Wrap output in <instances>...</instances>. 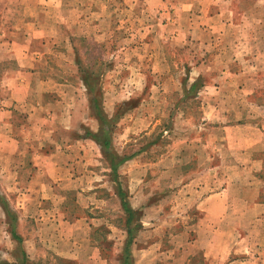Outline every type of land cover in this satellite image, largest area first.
I'll use <instances>...</instances> for the list:
<instances>
[{"label": "rangeland", "instance_id": "obj_1", "mask_svg": "<svg viewBox=\"0 0 264 264\" xmlns=\"http://www.w3.org/2000/svg\"><path fill=\"white\" fill-rule=\"evenodd\" d=\"M19 70L25 145L0 146V262L264 264V0H0V99ZM84 75L111 152L130 156L117 180L88 136ZM35 168L43 190H22ZM212 195L224 223L207 239Z\"/></svg>", "mask_w": 264, "mask_h": 264}, {"label": "crops", "instance_id": "obj_2", "mask_svg": "<svg viewBox=\"0 0 264 264\" xmlns=\"http://www.w3.org/2000/svg\"><path fill=\"white\" fill-rule=\"evenodd\" d=\"M19 58V57H18ZM7 76V80L8 81H11L13 82V84L15 83V85H11L9 84V87L7 86V89L4 90V92L6 93L4 96H2V98L0 99V146L4 145L5 146L7 145V147H9V149H11V152H9V157L13 155V153H16V152H13V149H14V146L17 145V148H18V145H25L23 143L24 139H19L18 137L15 136L14 134V129H15V125H14V114L19 111L17 110L19 108V106L17 105V103H21L19 105L22 106V108H24V106H27V105H24L26 103H24V93H27L26 89L27 88V81L25 80L24 78V73L22 70H19L18 73H15V74H5ZM15 76V77H14ZM199 79V78H198ZM46 82H53V81H49L50 79L46 78L45 79ZM199 81H201V79H199ZM54 83V82H53ZM204 86V85H202ZM15 88V91L13 92V89ZM203 88V87H202ZM10 90L12 92H10ZM20 90V92L22 94H18V91ZM37 93V96L36 97H40L41 99L45 98L47 96V94L49 93H52L50 92L49 90H42V91H35ZM200 93V92H199ZM16 103V104H15ZM20 106V107H21ZM34 107L35 110L39 111V110H47L48 107L47 105L44 103V102H40V101H36L33 103V105H31ZM29 125H23L22 128L23 130H26L28 129ZM3 128L5 129V136L3 138V133H2V130ZM233 129H231V134L233 133L232 130H235L236 132L237 131H241V132H244L245 135H244V138L240 137L241 138V141L242 139H244V143H247L249 142L251 139V137H256V138H259V134L256 133L255 131L250 132V130H248L250 127H247L245 125H235V128L232 127ZM252 130H255V129H252ZM261 131V128L259 129ZM36 139L34 138L33 141H35ZM1 141H4V143H1ZM32 141V139H31ZM32 141V143H34ZM259 143V142H258ZM252 159L254 160L253 162H256L254 158V156H252ZM38 171V172H36ZM35 173H33L32 176H29L27 178V182H30L29 185H25V186H22V190H26V191H31L32 193H39L40 191L43 190V186L42 185H39L40 181H39V177H38V173L41 172V170H34ZM36 182V184H34L33 182ZM26 184V183H25ZM25 188V189H23ZM216 196L212 195L211 197H209V199L206 201V202H203V206L206 208V209H203V211H205L207 213V215L204 216V221H206L207 223H212L210 224V226H207L208 228L210 227L209 229V233L207 234V231L206 229H203V234H201L202 236H204V238H207V239H210L212 235H214V233H216V230L220 231L221 232V227H222V224L224 223L220 217V207L221 205L218 204V201H217V198H215ZM262 205V204H261ZM0 206L2 207V204H0ZM2 210L5 212V210L2 208ZM4 217V216H3ZM202 238V237H201ZM213 238V237H212Z\"/></svg>", "mask_w": 264, "mask_h": 264}, {"label": "trees", "instance_id": "obj_3", "mask_svg": "<svg viewBox=\"0 0 264 264\" xmlns=\"http://www.w3.org/2000/svg\"><path fill=\"white\" fill-rule=\"evenodd\" d=\"M83 82L85 84V87L88 90V93L90 95V107L92 108L94 115L98 119L100 123V128L97 133H91L89 132L88 136L92 137L97 143L103 145V151L105 155H107V158L109 159V164L110 168L113 172V178L117 180L119 178L118 174V167L123 164L127 159H129L130 156H124L120 157L117 156L116 154L111 152V128L108 125L109 124V118L108 116L104 113L103 107H102V97L98 92L96 91L95 83L96 80H92L90 77H87V75H84L83 77ZM202 84H200V81L198 80L195 82L191 88L189 89V92L196 91L198 88H200ZM188 96V95H187ZM119 191V196L122 199V206L123 209L126 211L128 214V221L127 225L130 226L132 223V220L134 219L136 212L131 209L129 206V203L126 200V194L122 190V188H118ZM14 233V230L13 232ZM14 238L20 241V238L14 235ZM0 264H36L32 263L28 260H24L22 263H11V262H0ZM129 264V263H126Z\"/></svg>", "mask_w": 264, "mask_h": 264}]
</instances>
